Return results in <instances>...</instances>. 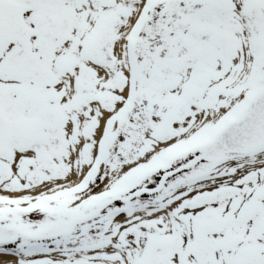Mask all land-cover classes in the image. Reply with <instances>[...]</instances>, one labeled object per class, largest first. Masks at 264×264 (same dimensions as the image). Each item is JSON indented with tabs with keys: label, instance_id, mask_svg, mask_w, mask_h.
Instances as JSON below:
<instances>
[{
	"label": "snow or ice",
	"instance_id": "obj_1",
	"mask_svg": "<svg viewBox=\"0 0 264 264\" xmlns=\"http://www.w3.org/2000/svg\"><path fill=\"white\" fill-rule=\"evenodd\" d=\"M0 264H264V0H0Z\"/></svg>",
	"mask_w": 264,
	"mask_h": 264
}]
</instances>
